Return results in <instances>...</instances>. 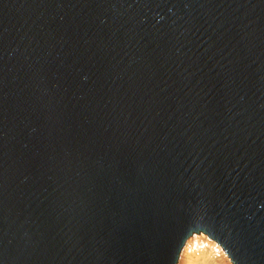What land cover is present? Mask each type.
Masks as SVG:
<instances>
[{"label":"water","instance_id":"obj_1","mask_svg":"<svg viewBox=\"0 0 264 264\" xmlns=\"http://www.w3.org/2000/svg\"><path fill=\"white\" fill-rule=\"evenodd\" d=\"M264 264V0H0V264Z\"/></svg>","mask_w":264,"mask_h":264},{"label":"bare ground","instance_id":"obj_2","mask_svg":"<svg viewBox=\"0 0 264 264\" xmlns=\"http://www.w3.org/2000/svg\"><path fill=\"white\" fill-rule=\"evenodd\" d=\"M198 253H199V255L202 254L203 257L200 255L202 258H205L204 254H206V253L207 254L205 256H207L208 253H209V256H210V254L212 255L213 258L210 257L212 260L210 259L211 261L209 260L208 264H224L225 263L223 261L224 259H227L229 261V264H232V262L228 259V257L222 252L221 246L214 244L209 239H207L205 236L194 237V243L185 246V251H184V256H183L182 262L194 261V263H195V261L197 259L193 260V258H195V255H197ZM198 260H200V259H198ZM198 262H196V263H198ZM204 262H205V260H204ZM226 264H228V263H226Z\"/></svg>","mask_w":264,"mask_h":264},{"label":"rangeland","instance_id":"obj_3","mask_svg":"<svg viewBox=\"0 0 264 264\" xmlns=\"http://www.w3.org/2000/svg\"><path fill=\"white\" fill-rule=\"evenodd\" d=\"M206 254H207V253H206ZM206 254H204V257H205V258H202V257H203L202 254H200V255L202 256V257H201V256L199 255V253H198L197 255H195V258H193V260H196V259L198 260V259H200V260H198V261H199L201 264H208V261H209L211 258H213V257H212L211 254H210V256H209V253H208V255H207L208 257H207V256H205ZM206 257H207L208 259H207ZM210 257H211V258H210ZM201 259H202L203 261H202ZM197 260L195 261V263H194V261H192V262H190V261H188V262H187V261H184V262H182V264H191V263H192V264H198L199 262H198ZM204 260H205V262H204ZM211 260H212V259H211ZM211 260H210V261H211ZM223 261L225 262L224 264H226V263L229 264V261H228L227 259H224ZM186 262H187V263H186ZM189 262H190V263H189ZM196 262H198V263H196ZM200 263H199V264H200Z\"/></svg>","mask_w":264,"mask_h":264}]
</instances>
